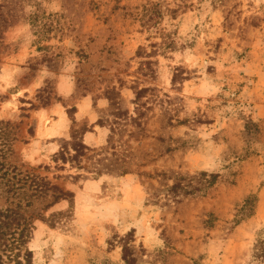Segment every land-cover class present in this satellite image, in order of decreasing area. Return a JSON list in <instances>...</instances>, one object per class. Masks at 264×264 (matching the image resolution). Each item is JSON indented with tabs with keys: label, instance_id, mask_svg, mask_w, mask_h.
Masks as SVG:
<instances>
[{
	"label": "rangeland",
	"instance_id": "obj_1",
	"mask_svg": "<svg viewBox=\"0 0 264 264\" xmlns=\"http://www.w3.org/2000/svg\"><path fill=\"white\" fill-rule=\"evenodd\" d=\"M143 87L133 152L201 188L177 204L147 174H95L139 146L111 112ZM73 129L80 171L56 160ZM131 230L136 264H264V0H0V264H126Z\"/></svg>",
	"mask_w": 264,
	"mask_h": 264
},
{
	"label": "trees",
	"instance_id": "obj_2",
	"mask_svg": "<svg viewBox=\"0 0 264 264\" xmlns=\"http://www.w3.org/2000/svg\"><path fill=\"white\" fill-rule=\"evenodd\" d=\"M175 78H173V84H175ZM153 89H150L149 87H143L137 90L136 97L133 101L135 108L134 112L131 113L128 109H123L119 105L115 106V108L112 110L111 114L113 116V123L120 124L121 126H125V130H128V127H133V130L128 132V136L133 138V140L137 143H139L137 147H133L131 144V140H128L126 143L127 147L124 148L121 152H118L115 150V147L112 148L114 151H112L110 154V157H105L104 160H99L97 166H95V174L102 175L104 173L109 174H116L118 176L126 175L128 173L136 172L140 175L147 174L151 178L158 179L161 182H165L166 184V192L169 196L170 200L177 204L182 201L183 197L194 194L196 190L201 189L198 186H193L191 181L185 182V180L188 179L187 173L181 171V170H156L154 174H149L146 171L141 172V168L145 167L150 164V161L152 159H149L145 161L146 155L149 154L148 151L140 152L138 156L133 152L134 149L142 150V147L140 146V143L146 138L149 137V132L147 130L148 125V110L153 109L152 105H149L150 101H153L152 98H147V100H144L146 94L149 93ZM170 104V102H169ZM169 110H162V115H165L163 118L166 117ZM111 124V131L115 132L116 128ZM185 119H179L176 118V122H174V116L170 114L167 117L166 124L168 126H176L185 124ZM163 127V126H162ZM123 129V128H122ZM76 131L73 129L71 131V140L69 141V146L66 150L63 148V150L60 151L59 155L56 156L57 161H62L63 163L70 162L71 165L77 170H82L84 168L82 164L81 158L86 155V151H88L90 148L83 142L76 139L75 136ZM159 141L165 142V138L159 134L156 137ZM176 149V146H173L172 144H168L167 147L163 148L160 152L157 153L156 160H159L162 158L165 154L173 151ZM74 153H72V151ZM67 154V155H66ZM134 163V164H132ZM133 165H136L138 169L133 168ZM209 175L210 178L207 179L209 184H213L218 177L217 174L211 173L209 174L206 171H201L200 176H207ZM190 178V177H189ZM172 180L173 183L169 184L167 181ZM133 230L128 232L123 237H120V241L122 242V248H123V260L126 264H136L137 262V256L135 254V251L133 248H131L130 243L134 241V234Z\"/></svg>",
	"mask_w": 264,
	"mask_h": 264
},
{
	"label": "crops",
	"instance_id": "obj_3",
	"mask_svg": "<svg viewBox=\"0 0 264 264\" xmlns=\"http://www.w3.org/2000/svg\"><path fill=\"white\" fill-rule=\"evenodd\" d=\"M66 130H60V132H58V131H55V134H53V135H51V136H49L50 138H59V137H63L64 138V136L66 137Z\"/></svg>",
	"mask_w": 264,
	"mask_h": 264
}]
</instances>
